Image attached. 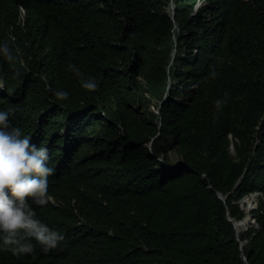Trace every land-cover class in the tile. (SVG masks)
<instances>
[{"label":"trees","instance_id":"obj_1","mask_svg":"<svg viewBox=\"0 0 264 264\" xmlns=\"http://www.w3.org/2000/svg\"><path fill=\"white\" fill-rule=\"evenodd\" d=\"M5 40L0 107L50 149L64 239L0 264H264V0H0Z\"/></svg>","mask_w":264,"mask_h":264},{"label":"clouds","instance_id":"obj_2","mask_svg":"<svg viewBox=\"0 0 264 264\" xmlns=\"http://www.w3.org/2000/svg\"><path fill=\"white\" fill-rule=\"evenodd\" d=\"M14 40L15 37H12ZM22 55L20 47H13L9 41H0V56L11 63L19 76L18 62ZM68 67L80 78L84 88L99 87L96 76L85 73L72 62ZM212 77L218 75L213 70ZM8 73L0 66V88L7 83ZM56 97L65 99L70 91L54 89ZM227 94L215 100L217 109L227 104ZM15 108L0 107V250L22 254H38L37 248L48 252L64 239V233L43 219L38 207L46 205L52 196L49 192L50 176L56 168L50 163L51 152L46 144H37L30 133L14 124L11 117Z\"/></svg>","mask_w":264,"mask_h":264},{"label":"rangeland","instance_id":"obj_3","mask_svg":"<svg viewBox=\"0 0 264 264\" xmlns=\"http://www.w3.org/2000/svg\"><path fill=\"white\" fill-rule=\"evenodd\" d=\"M23 14H24V13H23ZM232 151L235 152V148H234V146L232 147ZM170 154H171L172 158H174V159H178V158H179V155H178L175 151H171ZM254 194H255V193H254ZM256 198H257V197L254 198V195L249 194V195H246L245 197H243V198L240 200V204H241V206H242L245 210H247V212H248V215H247L246 217H249V218H250V221H251V222L248 223L247 228L244 229L242 232H244L245 230H247V229L250 227V225H252V224H254L255 227H258L257 223L254 221V218H253L252 215L250 214V210H252L253 208H255V207L258 205V200H259V199H256ZM246 217H245V218H246ZM242 232H241V233H242ZM244 242H246V241L244 240Z\"/></svg>","mask_w":264,"mask_h":264},{"label":"bare ground","instance_id":"obj_4","mask_svg":"<svg viewBox=\"0 0 264 264\" xmlns=\"http://www.w3.org/2000/svg\"><path fill=\"white\" fill-rule=\"evenodd\" d=\"M249 222H251L249 217H246L242 220H236V229L239 235L244 229L247 228Z\"/></svg>","mask_w":264,"mask_h":264},{"label":"water","instance_id":"obj_5","mask_svg":"<svg viewBox=\"0 0 264 264\" xmlns=\"http://www.w3.org/2000/svg\"><path fill=\"white\" fill-rule=\"evenodd\" d=\"M220 196L225 200L226 199V196L225 195H223L222 193H220ZM229 219L231 220V221H233L234 222V225H235V227H236V220L233 218V217H231L230 215H229ZM237 234H238V236H239V233L237 232ZM244 244H245V242L244 241H241V248L243 249V247H244ZM245 259H247V257H245Z\"/></svg>","mask_w":264,"mask_h":264},{"label":"built area","instance_id":"obj_6","mask_svg":"<svg viewBox=\"0 0 264 264\" xmlns=\"http://www.w3.org/2000/svg\"><path fill=\"white\" fill-rule=\"evenodd\" d=\"M252 195H254V198H255V197H257L256 199H258V198H259V196H260V193H259V192H255V194H254V193H252Z\"/></svg>","mask_w":264,"mask_h":264}]
</instances>
